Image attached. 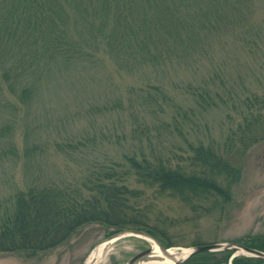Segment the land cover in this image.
I'll list each match as a JSON object with an SVG mask.
<instances>
[{"label": "rangeland", "instance_id": "rangeland-1", "mask_svg": "<svg viewBox=\"0 0 264 264\" xmlns=\"http://www.w3.org/2000/svg\"><path fill=\"white\" fill-rule=\"evenodd\" d=\"M118 1L23 0L6 23L0 15L1 210L34 183L84 188L94 170L115 166L113 179L136 193L130 211L147 215L165 248L264 246V0ZM34 144L44 152L26 157ZM199 145L225 157L244 151L229 199L162 194L116 165L127 156L176 165ZM13 148L19 156L7 155ZM115 230L86 224L33 257L0 253V264H84ZM151 247L122 237L101 264H128ZM204 253L183 264H256Z\"/></svg>", "mask_w": 264, "mask_h": 264}, {"label": "trees", "instance_id": "trees-1", "mask_svg": "<svg viewBox=\"0 0 264 264\" xmlns=\"http://www.w3.org/2000/svg\"><path fill=\"white\" fill-rule=\"evenodd\" d=\"M0 3V15H5L3 21L6 23L4 17L12 18L14 13L19 14L23 0H0ZM117 3L120 5L122 1ZM9 4L13 5L12 9L3 14V8H10ZM161 6L158 5V8ZM118 15L120 19L123 18L121 12ZM34 92L32 87L24 89L22 99L30 100ZM206 93L205 96L208 95ZM193 94L195 95V89ZM201 99L205 100L204 97ZM67 145L70 149L76 147L71 142ZM58 148L66 149L59 143ZM190 148L193 156L188 158V162L176 165L163 158L150 161L147 157L141 160L136 156H127L128 163L116 165L125 168L124 176H137L138 182L145 183L149 188H158L162 194L187 196L191 193L213 192L229 199L233 185L242 175L243 167L237 164L236 157L244 151L239 149L234 156L225 157L213 146L199 145ZM43 152L44 146L34 144L27 147L25 156L30 158ZM7 155L19 156L17 148L9 150ZM115 176H119V170L111 166L94 170L87 177L84 188L34 183L26 190L15 192L4 213L0 206V253L19 252L33 257L65 244L79 228L91 223L105 224L119 231L143 230L161 240L160 229L149 226L145 213H135L138 209L130 211L131 206L128 204L131 197H136V193L128 186H119ZM129 212L134 215L131 219ZM249 247L264 250L263 245ZM205 254L207 253L196 256ZM254 261L256 264L264 263L259 259Z\"/></svg>", "mask_w": 264, "mask_h": 264}, {"label": "water", "instance_id": "water-1", "mask_svg": "<svg viewBox=\"0 0 264 264\" xmlns=\"http://www.w3.org/2000/svg\"><path fill=\"white\" fill-rule=\"evenodd\" d=\"M126 236H137V237H148L151 238L157 245L158 247L165 253L169 251V249L165 248L164 245L153 235L150 233L143 231V230H126V231H121L118 232L114 235H112L107 241H112V240H118L122 237ZM115 240V241H116ZM215 251H234V257H237L240 254L246 255L248 257H254L258 258L262 261H264V252L260 251L258 249L246 247L244 245L238 244V243H217V244H209V245H203V246H197L193 249H191V252L188 254L185 259L178 261L177 264H183L185 263L188 259L193 257L196 254L204 253V252H215ZM153 248H149L147 250H144L137 255H135L128 264H138L140 261L144 260V258H149L152 257L153 254Z\"/></svg>", "mask_w": 264, "mask_h": 264}, {"label": "bare ground", "instance_id": "bare-ground-1", "mask_svg": "<svg viewBox=\"0 0 264 264\" xmlns=\"http://www.w3.org/2000/svg\"><path fill=\"white\" fill-rule=\"evenodd\" d=\"M148 240L152 244L153 248V260L143 261L138 264H177L178 261H181L185 259V257L188 256V254L191 252V249H169L167 253L163 252L158 245L148 237H142ZM116 240V239H115ZM115 240L112 241H106L98 245L94 251L91 253V255L88 257V259L85 261L84 264H101L105 258L107 257L111 245L115 242Z\"/></svg>", "mask_w": 264, "mask_h": 264}]
</instances>
